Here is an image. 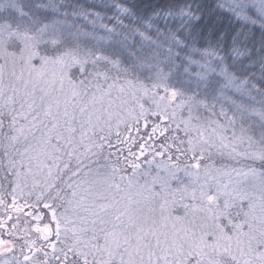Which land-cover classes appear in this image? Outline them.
Listing matches in <instances>:
<instances>
[{"label":"snow or ice","instance_id":"obj_1","mask_svg":"<svg viewBox=\"0 0 264 264\" xmlns=\"http://www.w3.org/2000/svg\"><path fill=\"white\" fill-rule=\"evenodd\" d=\"M60 7L0 0V264H264V101L248 103L264 0L227 5L258 41L214 32L203 49L197 0L120 9L138 48L99 14L73 12L90 31L49 19Z\"/></svg>","mask_w":264,"mask_h":264},{"label":"trees","instance_id":"obj_2","mask_svg":"<svg viewBox=\"0 0 264 264\" xmlns=\"http://www.w3.org/2000/svg\"><path fill=\"white\" fill-rule=\"evenodd\" d=\"M83 2V5L89 4V1L91 0H81ZM96 2V3H95ZM95 7L103 14V17L107 21V26L112 28L115 27L116 31L119 33H122L124 35H127L129 44H134L135 47H139L140 45V37L138 35H133L131 29L137 28L138 25L134 22H132V18L127 16L126 13L120 11V9L124 8H131L133 5H140L143 6L144 4L148 2H154V0H114L113 5L111 3H108V0H98V2L95 0ZM161 3H163V0H160ZM201 4V19L198 21L193 20L190 28L194 29L192 32V36L198 40L199 42L195 44V48L197 49H203L205 45V38L209 35H212L214 32H227L229 34V38H231V35L236 32H243L248 34H254L257 38V41L259 39V33H260V26H248V24L244 23V21L239 20L232 16L229 11L224 10L223 8L218 7V1L217 0H197ZM159 6V5H157ZM90 7V6H89ZM88 8V7H86ZM139 10V9H137ZM147 11H151V9H147ZM89 12V11H85ZM91 13V12H90ZM110 13L111 16H107V14ZM122 22L124 27H121L120 23ZM182 21L179 18L172 19L169 18L165 20L164 18H160L158 21L154 22V27L158 26L161 29H164L165 27L175 30L179 28ZM140 31H143V28H140ZM187 29L184 32V35H187ZM147 35H151L153 40H156L157 37L153 33H146ZM160 40L162 41L163 38L160 37ZM249 46L252 45V41L249 40ZM147 47V45H145ZM164 49L168 47L167 44L163 45ZM256 47L258 48V42L256 44ZM174 52H177L178 49L173 48ZM184 53H181V56H183ZM259 55L258 52L253 49V56ZM193 59L199 60V55H196L193 57ZM177 64L180 63V61H176ZM243 63L245 65H249V60L244 59ZM187 67V65H185ZM251 67V66H250ZM167 70V69H166ZM180 71H183V68L180 69ZM200 71V69L196 66H192L189 68V72L192 75H195ZM252 73L255 74L257 79L260 76V66L259 64H256L255 67H251ZM255 83V81H253ZM264 99V96H262L260 93L253 92L251 94V99ZM252 101V100H251ZM252 103V102H250ZM11 225H9L10 227ZM21 227H23V223L21 224ZM4 238L9 239L7 235Z\"/></svg>","mask_w":264,"mask_h":264},{"label":"rangeland","instance_id":"obj_3","mask_svg":"<svg viewBox=\"0 0 264 264\" xmlns=\"http://www.w3.org/2000/svg\"><path fill=\"white\" fill-rule=\"evenodd\" d=\"M98 2V0H96ZM103 1V0H102ZM114 0H108V3H111L113 5ZM218 4L221 5L223 4L224 10L228 11L227 5L230 4L232 2V0H217ZM55 3L58 5H64V7H60L56 10H48V18L49 19H53V20H60V21H64L67 20L68 23H75L79 26H82L84 28V30L90 31L91 30V25L87 23V21H85L83 19V17L80 18H74L73 17V12H84V13H88L85 11H89L93 14H99L100 17H102V19H98L97 25L103 23L107 25V21L106 19L103 17V14L94 6L95 5V0H91L89 1V4L83 5V2L81 0H17L18 6H20L22 8L23 11L28 12L29 11V6L30 5H35L36 3ZM95 2V3H94ZM247 2L249 4H258L259 0H247ZM90 6V7H89ZM88 7V8H86ZM248 11V14L253 16V18L255 19L258 15V11L256 8H251ZM64 13H68V16L65 17ZM107 16H111L110 13L107 14ZM93 19H96V17L94 15H90L88 16V21H91ZM244 23H246L244 21ZM248 24V26L252 27V26H259V24H250V23H246ZM110 28V27H109ZM98 35H104V33L102 31L97 33ZM162 38L164 39V37L162 36ZM36 63H38V61H34ZM167 71V70H166ZM229 95H232V92L229 91L228 93ZM252 100V101H251ZM264 101L263 98L261 99H250L248 100V103L250 104L251 107H255L256 109H260L261 107V102ZM252 102V103H250ZM41 211H44L43 209H41ZM44 223H48V220H44ZM5 236L0 235V238L6 239L4 238ZM54 238V237H53ZM50 251V250H49ZM17 255L19 254V251L17 250ZM5 258H10V257H5ZM22 259V257H21Z\"/></svg>","mask_w":264,"mask_h":264}]
</instances>
